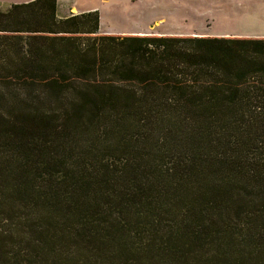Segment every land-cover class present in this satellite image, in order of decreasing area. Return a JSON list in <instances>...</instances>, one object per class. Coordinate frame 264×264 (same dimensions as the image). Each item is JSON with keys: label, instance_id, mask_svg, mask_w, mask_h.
<instances>
[{"label": "trees", "instance_id": "16d2710c", "mask_svg": "<svg viewBox=\"0 0 264 264\" xmlns=\"http://www.w3.org/2000/svg\"><path fill=\"white\" fill-rule=\"evenodd\" d=\"M56 8H0V264H264V39Z\"/></svg>", "mask_w": 264, "mask_h": 264}, {"label": "rangeland", "instance_id": "374dc122", "mask_svg": "<svg viewBox=\"0 0 264 264\" xmlns=\"http://www.w3.org/2000/svg\"><path fill=\"white\" fill-rule=\"evenodd\" d=\"M30 1L33 0H0V8ZM237 2L238 0H56V12L65 15L71 8V12L76 9L79 13L91 9L97 11L99 29L96 36H189L185 34L203 32L213 37L229 35L258 38L259 35L256 34L264 32V28L252 23L256 20L238 19L241 9L236 6Z\"/></svg>", "mask_w": 264, "mask_h": 264}, {"label": "crops", "instance_id": "0c3cea01", "mask_svg": "<svg viewBox=\"0 0 264 264\" xmlns=\"http://www.w3.org/2000/svg\"><path fill=\"white\" fill-rule=\"evenodd\" d=\"M237 7H239L241 10L239 12H241V14L238 15V19L242 20V19H251V20H256V21H252V23L254 25H257V27L260 28H264V0H238L237 2ZM72 9V8H71ZM71 9H68V12L65 15H59L57 13V15L59 17H64V16H69L70 14H77L79 12L76 11V9H74V11L71 12ZM70 10V12H69ZM90 11H93L92 9ZM246 11L244 14L243 12ZM252 12V13H250ZM243 14V15H242ZM242 33H247V32H242ZM144 34H148V33H144ZM254 34V33H253ZM185 35H189V36H196V37H213V36H209L206 35V33L203 32H198V33H191V34H185ZM258 38H263L264 39V32L259 34ZM219 37H228V38H247V37H232L229 35H223V36H219ZM250 39H258L256 37H248Z\"/></svg>", "mask_w": 264, "mask_h": 264}]
</instances>
